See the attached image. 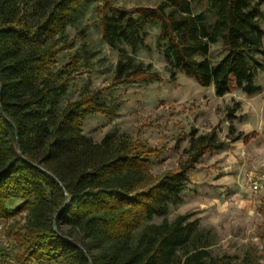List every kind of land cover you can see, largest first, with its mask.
Wrapping results in <instances>:
<instances>
[{"label":"trees","instance_id":"1","mask_svg":"<svg viewBox=\"0 0 264 264\" xmlns=\"http://www.w3.org/2000/svg\"><path fill=\"white\" fill-rule=\"evenodd\" d=\"M95 1L0 0V224L13 219L17 264H264L254 254L239 260L213 254L210 231L190 214L143 224L165 215L181 199L189 172L227 141L216 130L193 128L186 158L156 176L150 169L155 147L128 134L111 132L97 141L84 132L87 115L111 107L100 90L65 102L78 59L59 64V58L74 43L68 20ZM206 2L215 14L211 29L208 11L194 13L192 0L133 7L99 0L97 14L112 46L136 47L145 25L156 22L171 78L181 70L219 96L234 88L260 92L249 59L264 54V0ZM219 40L226 53L213 63L210 45ZM152 74L121 51L117 79ZM250 135L240 131L230 140ZM13 200L19 203L11 207Z\"/></svg>","mask_w":264,"mask_h":264},{"label":"rangeland","instance_id":"2","mask_svg":"<svg viewBox=\"0 0 264 264\" xmlns=\"http://www.w3.org/2000/svg\"><path fill=\"white\" fill-rule=\"evenodd\" d=\"M117 1L133 7L161 0ZM98 2L81 4L68 20L66 31L74 43L59 58V64L73 57L78 59V70L73 73L65 102L100 90L104 102L111 107L107 113L87 115L82 123L84 132L97 141L111 132L128 134L155 147L150 169L156 176L176 168L186 158L193 128L199 133L216 130L219 139L227 141L223 148L206 152L189 172L181 199L171 203L165 215L145 218L143 224L190 214L191 219H198L200 226L210 231L213 254L225 253L234 260L246 254L264 256V184L253 191L249 182L252 175L264 169V54L256 53L249 59L260 92L247 94L234 88L219 96L212 85L202 86L181 70L177 69L175 78H171L172 67L164 55L166 40L159 38L156 22L145 25L143 40L136 47L128 43L110 45L102 34ZM261 8L264 28V5ZM192 10H207L211 29L215 14L206 0H192ZM122 50L153 74L133 82L117 79L116 65ZM225 53L219 40L210 45L208 57L216 63ZM240 131L251 135L247 140H230ZM18 203L13 200L9 206ZM12 223L11 218L0 224V251L4 255L15 252ZM27 264L54 262L31 260Z\"/></svg>","mask_w":264,"mask_h":264},{"label":"built area","instance_id":"3","mask_svg":"<svg viewBox=\"0 0 264 264\" xmlns=\"http://www.w3.org/2000/svg\"><path fill=\"white\" fill-rule=\"evenodd\" d=\"M250 187L253 191H257L264 184V169L250 177ZM0 264H17L14 257V253L11 252L8 255H4L0 251Z\"/></svg>","mask_w":264,"mask_h":264},{"label":"water","instance_id":"4","mask_svg":"<svg viewBox=\"0 0 264 264\" xmlns=\"http://www.w3.org/2000/svg\"><path fill=\"white\" fill-rule=\"evenodd\" d=\"M67 202H68V201H66V203H65V204H67Z\"/></svg>","mask_w":264,"mask_h":264}]
</instances>
